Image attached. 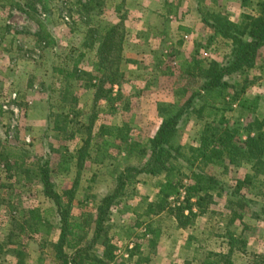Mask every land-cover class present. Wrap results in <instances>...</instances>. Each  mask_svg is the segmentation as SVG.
<instances>
[{"label":"rangeland","instance_id":"374dc122","mask_svg":"<svg viewBox=\"0 0 264 264\" xmlns=\"http://www.w3.org/2000/svg\"><path fill=\"white\" fill-rule=\"evenodd\" d=\"M131 1L0 0V230L8 227L19 232L16 229L21 223L17 217L19 208L38 204L47 211L44 215L52 226L47 235L23 228L25 247L20 249L26 251L32 245L49 264H58L52 247L56 216L51 201L40 195L41 187L35 177L39 158L50 149V165L55 169L62 155L89 139V155L76 165L72 162L75 167L69 172H52V178L60 193L70 190L73 196L70 212L74 218L93 215L100 199L114 190L117 174L128 166H141L146 160L147 155L138 153V147L147 142L161 121L157 104H180L201 82L200 77H189L178 70L147 86L145 75L121 71L124 60L129 59L122 57L123 39L136 19V13L130 9ZM169 4L175 9L173 2ZM241 4L245 7L227 13L225 0H201L200 8L219 11L229 19L241 18L244 12L254 14L249 1ZM116 23L119 24L117 31ZM112 26L115 31L107 43L105 72L95 77L96 51ZM156 27L158 29L153 31L141 29L139 33L168 35L165 22ZM200 30L204 38L207 37L209 31L204 24ZM118 44L121 52L116 50ZM147 46L140 48L143 50L138 52V57L143 58L144 68L152 70L150 58L144 56L149 50ZM209 46L203 41L193 54L204 65L220 59L224 52L222 42L216 41L214 46ZM170 51V57L178 52L176 47ZM76 59V78L66 80L58 69L72 70V61ZM260 60H264V53L259 52L256 61ZM110 73L115 74L109 76ZM246 79L245 92L255 94L254 69L248 70ZM180 89L184 93L176 94ZM233 102L219 104L214 115L206 116L204 112L198 117L193 114L180 122L174 141L185 156L197 147L206 125L211 128L206 134L226 130L233 142L239 143L248 132L252 134L253 130L248 128L252 121H264V99L246 104L244 110L233 107ZM57 116L61 122L68 121L63 131L55 129ZM114 126L123 127L125 141L113 135ZM70 133L73 136L67 137ZM126 145H133L135 150L128 154ZM223 159L222 166L195 164L197 169L222 182L224 188L218 196L213 191L205 197L201 201V211L193 207L195 212L185 221L183 233L177 232L175 222L176 226L178 223L169 213L177 204L176 198H168L164 205L159 201L157 191L163 174L132 176L123 194L111 205L105 220L106 235L114 246L113 258L108 264H199L209 253L226 254L230 233L243 242L240 249L231 253L230 259H234L235 264H247L254 253L264 254L260 252L264 243L260 244L258 236L261 225L264 227V153L254 166L238 156L224 155ZM181 170L185 177L183 183H192L188 178L189 170L185 167ZM237 181L242 183L238 189ZM161 206L165 208L160 209ZM159 210L164 211L163 216L159 215ZM233 211L244 220L234 217V221H230ZM149 215L154 216L155 227H164V236L167 234L163 239L154 236L152 245L149 240L144 241L142 234L147 220L151 219ZM90 236L89 232L87 239ZM184 236L194 237L198 245L195 252L177 250L181 243L179 237L183 239ZM96 249L102 250L100 246ZM238 250L243 260L234 256V251Z\"/></svg>","mask_w":264,"mask_h":264},{"label":"trees","instance_id":"16d2710c","mask_svg":"<svg viewBox=\"0 0 264 264\" xmlns=\"http://www.w3.org/2000/svg\"><path fill=\"white\" fill-rule=\"evenodd\" d=\"M195 1L202 23L211 30L212 37L217 36L230 40V52L222 61L212 60L204 65L203 61L192 58L182 64L181 71L187 76L201 78L197 89L192 91L180 104L172 102L157 104V114L161 121L147 142L138 147V153L147 155L146 160L141 166L131 165L117 174L114 190L100 199L93 215L88 214L74 218L70 212L73 201L70 190L59 194L54 189L52 178V172L67 171L68 164L73 158L78 164L86 155H89L87 150L90 145L89 139H85L72 155L70 153L62 155L55 169L50 165V149L45 156L39 158L40 163L35 177L41 186L43 196L51 201L56 216L59 234L57 240L52 243V247L58 264H108L112 260L114 246L106 235L105 220L111 205L123 194L124 186L130 182L132 176L139 173L163 174V180L159 183L157 191L159 201L164 205L168 198H176L177 204L169 209V213L174 216L178 226L184 227L185 221L194 214L193 207L201 211V201L210 196L213 191L219 195L224 188L223 183L218 179L197 169L196 163L222 166L224 165L223 156L228 155L243 158L245 162L254 166L255 161H258L264 153V121L257 120L248 125V128L253 130L252 134L248 132L246 138L239 143L233 142L230 133L226 130L206 134V131L211 129L209 125H206L199 135L197 147L191 149L188 156L184 155L181 147L174 141L179 132L180 122L187 120L193 114L202 117L206 112V116H211L219 110V104L231 103L235 100L241 107L246 108L247 99L243 97L246 75L248 70L256 64L259 52L264 47V0L257 1L254 14L243 13L237 22L230 20L227 15L219 11L202 10L200 8L201 0ZM118 28L119 24L116 23V31ZM114 31L115 26L107 29V34L97 48V57L93 64L95 77H100L105 72L107 43ZM116 50L121 52L120 44ZM120 52L116 55V60L120 57ZM77 63L78 59L73 60L72 70L58 69V72L66 80L76 78ZM116 72L118 71L116 70ZM115 73H110L109 76ZM177 93L182 95L184 90L180 89ZM57 118L54 120L55 129L65 130L68 121L61 122ZM112 129L116 139L126 140V136L122 134V126H114ZM72 136V133L67 135V137ZM125 149L128 154L135 150L133 145H126ZM184 167L189 170L188 178L192 180V183L187 185L183 183L185 177L181 169ZM241 184L237 181L236 189ZM181 191L183 196L179 200ZM193 197L194 200H192ZM164 208V206L160 207V209ZM232 213L234 217L237 214L235 211ZM25 216L19 217L21 223L16 226L20 233L23 232V228L28 229L29 232L42 231L45 235L49 233L52 225L46 216L40 213L39 209L28 210V214ZM89 232L91 236L87 239ZM227 238L229 247L227 253H209L204 258L203 264L232 263L231 253L234 249H240L243 242L241 238L235 237L231 233L227 235ZM152 243L150 241L149 244L152 245ZM236 243H239L238 247ZM98 246L102 248L101 251L96 249ZM19 254L22 253L19 252ZM247 264H264V254H252Z\"/></svg>","mask_w":264,"mask_h":264},{"label":"crops","instance_id":"0c3cea01","mask_svg":"<svg viewBox=\"0 0 264 264\" xmlns=\"http://www.w3.org/2000/svg\"><path fill=\"white\" fill-rule=\"evenodd\" d=\"M173 2L175 4V9L171 8L172 5L169 4V2ZM226 1V12L229 13L230 11H233L236 9L244 8L241 3L242 1H249L251 8L255 10V6L258 0H225ZM132 5L130 9L136 13V19L133 21L130 28L128 27V31L124 36L123 39V50H122V57L126 59L127 57L133 58V60H124L122 64L121 71L129 73H140L147 83V86H149V83H154V81H157V78L160 79L162 77H166L167 75H174L177 73V71H181L182 64L185 61H190L192 58L199 59L197 56H194L193 54L196 52L197 48L201 45V43L204 41L206 45L210 44L209 47L214 46L216 41L218 43L222 42L224 45V52L220 59H214L216 61H220L225 55H227L230 52L231 42L228 39H224L221 37L213 36L211 30L207 27L209 33L206 35L207 37L204 38V34L201 32L200 27L202 26V20L200 17V14L198 12L197 3L195 0H132ZM245 13V12H244ZM255 13V11H254ZM229 15V14H228ZM240 15V14H239ZM238 15V17H239ZM162 17H165V20L162 19ZM240 18L233 19L230 18V20L237 22ZM166 24L167 29L169 31L167 36H162L161 33H145L140 34L139 30L146 28L149 31H153L155 29H158L156 26L157 24L161 23ZM207 31V30H206ZM207 31V32H208ZM173 36L170 38V36ZM208 38V39H207ZM172 41V42H171ZM171 46H168L167 43ZM145 45H148L149 47L148 53H146L144 56L145 58H150L151 60L150 66L151 69H148L147 66L144 68L143 65H141V59L142 57H138V52H141V47H144ZM155 46V47H154ZM128 47V49H127ZM176 47L178 52H176L175 55L169 56V51L171 48ZM223 49V48H222ZM172 52V51H170ZM168 53V54H166ZM260 53H264V49L262 48L260 50ZM212 57V55H211ZM171 61V64L169 63ZM255 70V80H257L254 84V90L255 94L249 95L247 92H244L243 97L247 99L246 104L251 103H257V101H262L264 99V60H260L259 62L256 61V64L250 68L251 70ZM182 72V71H181ZM154 77V79H153ZM151 87V85H150ZM117 90V89H116ZM233 107H236L238 109L244 110V107H241L237 101H234L232 104ZM80 147V146H79ZM75 151V150H74ZM73 150L69 151L70 155L74 153ZM72 162H74V165H76V159L73 158L72 161L68 164V170L65 172H69L72 168L75 166L72 165ZM210 164V163H208ZM60 172V173H65ZM54 181V180H53ZM41 187V186H40ZM54 189L61 194L54 183ZM40 195L47 200L45 196H43L42 192L40 191ZM218 196V194H216ZM79 201H77L78 203ZM39 209L40 213L44 215L46 210L39 207L38 204H29L21 206L19 210L17 211V217H21V215L28 214V210L33 209ZM1 210V209H0ZM193 212H195V209H193ZM164 211L159 210V215L163 216ZM187 213V212H185ZM6 216V215H5ZM55 216V213H54ZM151 216V219L147 220L146 227H144V235L143 239L144 241H151L154 237V234H156L157 239H163L167 236H164L166 233V229L164 227L157 226L155 227L153 223L154 216ZM237 219L244 220V218L241 217V215L235 216ZM56 219V218H54ZM257 219V218H252ZM259 219V218H258ZM157 221V220H156ZM230 221H234V215L232 213V217ZM158 224V223H157ZM56 221L53 224V230L54 233L56 232L55 239L53 242H55L58 238L59 230L55 227ZM177 232H185L186 228L183 226H176ZM117 228V227H116ZM119 232V227L117 230ZM258 236L260 238V244L264 243V227L261 225V228L259 229ZM24 236L18 232L14 231L12 228H5L4 230H0V264H49L47 263L43 257L40 255V250L30 245L28 250L22 251L20 247H25V242L23 240ZM222 239L225 240L224 246L227 247V241L225 238L222 237ZM181 242L177 250L184 252L188 251L187 249H191L193 252L198 248L197 243L195 242L194 237H179L178 242ZM196 246V247H195ZM21 252L22 254H19ZM225 252V249L222 251ZM260 252H264V246H262V250ZM25 254V258H20L22 255ZM183 254V253H182ZM234 256H240V259L243 260L242 256L243 254L238 251H234ZM135 259V258H134ZM184 259V258H183ZM204 258L201 259L199 264H203ZM232 263L235 264L234 259H231ZM242 262V261H241ZM243 263V262H242ZM240 263V264H242Z\"/></svg>","mask_w":264,"mask_h":264}]
</instances>
